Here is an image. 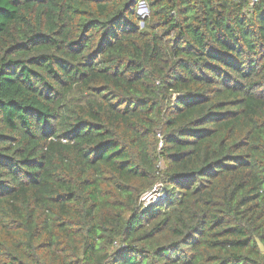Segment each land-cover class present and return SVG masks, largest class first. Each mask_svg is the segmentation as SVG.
I'll use <instances>...</instances> for the list:
<instances>
[{
	"label": "trees",
	"instance_id": "obj_1",
	"mask_svg": "<svg viewBox=\"0 0 264 264\" xmlns=\"http://www.w3.org/2000/svg\"><path fill=\"white\" fill-rule=\"evenodd\" d=\"M258 242L264 0H0V264H264Z\"/></svg>",
	"mask_w": 264,
	"mask_h": 264
},
{
	"label": "rangeland",
	"instance_id": "obj_2",
	"mask_svg": "<svg viewBox=\"0 0 264 264\" xmlns=\"http://www.w3.org/2000/svg\"><path fill=\"white\" fill-rule=\"evenodd\" d=\"M144 6V2L143 1H140L139 2V5H138V10H137V13L143 17V11L141 10ZM156 190V189H155ZM162 195L159 193V192H153L151 195L149 196H146L144 197V201L148 204V203H151L152 201L156 200V199H160Z\"/></svg>",
	"mask_w": 264,
	"mask_h": 264
},
{
	"label": "built area",
	"instance_id": "obj_3",
	"mask_svg": "<svg viewBox=\"0 0 264 264\" xmlns=\"http://www.w3.org/2000/svg\"><path fill=\"white\" fill-rule=\"evenodd\" d=\"M250 1V3H254V2H256V1H258V0H249ZM144 6H145V4H144ZM148 13V11H144L142 14H143V16H145L146 14ZM152 193H148L147 195H145V197L146 196H149V195H151Z\"/></svg>",
	"mask_w": 264,
	"mask_h": 264
},
{
	"label": "water",
	"instance_id": "obj_4",
	"mask_svg": "<svg viewBox=\"0 0 264 264\" xmlns=\"http://www.w3.org/2000/svg\"><path fill=\"white\" fill-rule=\"evenodd\" d=\"M143 10H144V11H147V7H146V6H143ZM258 245H259V247H260V250H261V251H264V248H263V246H262V244H261L260 242H258Z\"/></svg>",
	"mask_w": 264,
	"mask_h": 264
},
{
	"label": "bare ground",
	"instance_id": "obj_5",
	"mask_svg": "<svg viewBox=\"0 0 264 264\" xmlns=\"http://www.w3.org/2000/svg\"><path fill=\"white\" fill-rule=\"evenodd\" d=\"M141 10L144 12L143 8Z\"/></svg>",
	"mask_w": 264,
	"mask_h": 264
}]
</instances>
